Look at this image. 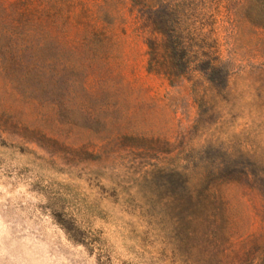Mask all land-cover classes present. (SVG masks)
<instances>
[{
	"label": "rangeland",
	"instance_id": "rangeland-1",
	"mask_svg": "<svg viewBox=\"0 0 264 264\" xmlns=\"http://www.w3.org/2000/svg\"><path fill=\"white\" fill-rule=\"evenodd\" d=\"M1 1L0 264H264V0H145L216 84L131 0Z\"/></svg>",
	"mask_w": 264,
	"mask_h": 264
},
{
	"label": "trees",
	"instance_id": "trees-1",
	"mask_svg": "<svg viewBox=\"0 0 264 264\" xmlns=\"http://www.w3.org/2000/svg\"><path fill=\"white\" fill-rule=\"evenodd\" d=\"M54 1H56V4L59 3V0ZM6 2L0 0V33L6 27L3 17L10 14L11 5H7L8 2ZM131 2L133 10H137L141 14L143 9L146 8V22L149 23L147 27L150 34L146 37L149 72L163 74L171 83H175L188 75L193 68H198L213 84H216L218 76L227 78V70L220 61L215 45L207 44L200 47V51L197 50L194 45L188 42V38L185 36L186 30L179 27L160 30L157 27L155 7L152 3L145 4V0H131ZM22 14L25 16V13ZM58 15L59 13L53 16ZM158 33L163 35L162 41H159Z\"/></svg>",
	"mask_w": 264,
	"mask_h": 264
}]
</instances>
